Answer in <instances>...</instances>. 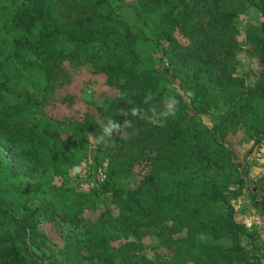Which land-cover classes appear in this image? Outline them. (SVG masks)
<instances>
[{
	"label": "trees",
	"instance_id": "1",
	"mask_svg": "<svg viewBox=\"0 0 264 264\" xmlns=\"http://www.w3.org/2000/svg\"><path fill=\"white\" fill-rule=\"evenodd\" d=\"M249 7L262 16L243 36L258 69L240 72L236 18ZM1 29L0 145L10 158L0 153V264H36L19 244L43 240L38 216L85 220L61 264H80L82 250L99 264L261 263L230 204L244 177L227 137L264 139V0H17ZM85 64L114 96L76 116L54 113L75 100L53 95L66 67ZM91 145L105 179L89 190L53 181ZM105 194L110 206L84 214Z\"/></svg>",
	"mask_w": 264,
	"mask_h": 264
},
{
	"label": "rangeland",
	"instance_id": "2",
	"mask_svg": "<svg viewBox=\"0 0 264 264\" xmlns=\"http://www.w3.org/2000/svg\"><path fill=\"white\" fill-rule=\"evenodd\" d=\"M17 0H0V37H8L1 29L2 18L9 14ZM125 14V13H124ZM262 19L260 12L249 7L245 13L240 14L236 18V26L238 28L237 39L242 42V47L238 51V70L256 71L257 63L253 57H250L245 50L246 44L243 42L245 35V27L248 23L257 22ZM153 61L158 62L160 52L157 48H153L150 52ZM158 64V63H157ZM70 79H65L61 75L58 85L54 88L53 95L56 99L62 100L67 96L72 95L75 100L70 105H61L53 111L64 117L76 116L86 110H93L94 104L100 103L104 98L113 97L115 91L109 88L104 83L103 75L93 71L90 64H85L79 67L67 66ZM202 121L210 125L212 124L215 115L203 113ZM227 144L234 149L236 161L238 162L241 172L244 177V188L241 194L236 195L230 200V204L238 213V218L252 232L251 236H244L243 241L251 252L260 257V264H264V209L259 207L260 199L264 200V139L258 143H253V140L242 138V133L239 131L236 134H231L227 137ZM90 155L75 164L68 172L54 176V182L65 183L68 185H78L86 190L91 189L102 181V174L105 173L106 161H97V151L90 146ZM0 153L6 158H10L7 150L0 145ZM99 159V158H98ZM36 173H38L36 171ZM51 173L48 172L44 176L51 178ZM139 174L130 175L126 181L133 186ZM126 181L124 183L126 184ZM256 201V203H255ZM85 207L84 214L93 216L99 207L110 206L108 204L107 195H100L95 203L82 204ZM114 212H116L114 210ZM258 215L262 221V225H257L253 222L254 216ZM38 221L35 223L34 230L37 236L43 240L30 239L28 235L23 236L20 247L27 258H32L36 264H61L64 263L63 251L64 245L70 242H76L83 229L84 222L68 223L62 221L60 217L53 220H48L42 216H38ZM147 245L157 244L156 236L146 235L143 237ZM147 246L145 253L151 255V250ZM30 256V257H29ZM80 264H99L97 258L90 257L84 250L77 256Z\"/></svg>",
	"mask_w": 264,
	"mask_h": 264
},
{
	"label": "clouds",
	"instance_id": "3",
	"mask_svg": "<svg viewBox=\"0 0 264 264\" xmlns=\"http://www.w3.org/2000/svg\"><path fill=\"white\" fill-rule=\"evenodd\" d=\"M175 103L176 102L173 101V103H171V104L168 105V112L165 113V115H167V114H174V112H175L174 104ZM152 122L153 123H157V121H155V120L152 121ZM109 123L111 124L112 128L115 129L117 132H119L121 130V125L118 124V123H116L115 121L109 119ZM125 124H127V121H125ZM104 132L108 134V137H111L112 132H111V129L110 128H105L104 129ZM103 139H104L103 136H101V140H103Z\"/></svg>",
	"mask_w": 264,
	"mask_h": 264
},
{
	"label": "built area",
	"instance_id": "4",
	"mask_svg": "<svg viewBox=\"0 0 264 264\" xmlns=\"http://www.w3.org/2000/svg\"><path fill=\"white\" fill-rule=\"evenodd\" d=\"M101 174H102V180L105 179V173L103 172ZM253 222L255 224H257V225H262L263 224L262 219L258 215L254 216ZM263 227H264V225H263Z\"/></svg>",
	"mask_w": 264,
	"mask_h": 264
}]
</instances>
